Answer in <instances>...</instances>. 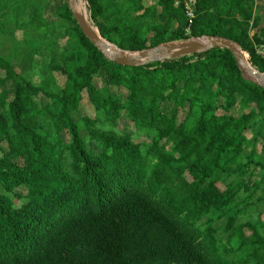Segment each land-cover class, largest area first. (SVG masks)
I'll use <instances>...</instances> for the list:
<instances>
[{
	"label": "trees",
	"instance_id": "trees-1",
	"mask_svg": "<svg viewBox=\"0 0 264 264\" xmlns=\"http://www.w3.org/2000/svg\"><path fill=\"white\" fill-rule=\"evenodd\" d=\"M86 1L120 50L217 36L264 73L246 0ZM0 70V264H264V86L229 50L118 65L67 0H0Z\"/></svg>",
	"mask_w": 264,
	"mask_h": 264
},
{
	"label": "water",
	"instance_id": "water-1",
	"mask_svg": "<svg viewBox=\"0 0 264 264\" xmlns=\"http://www.w3.org/2000/svg\"><path fill=\"white\" fill-rule=\"evenodd\" d=\"M68 7L76 20L83 35L110 61L123 66H143L154 62H164L181 56L193 55L197 52H205L213 48H222L229 50L235 57L238 66L247 77L255 83L264 86V73L253 68L246 53L239 45L231 40L220 38L217 36H209L206 38H198L186 41H175L170 43H162L153 48L145 49L137 52L120 50L112 55L108 54L109 47L105 39L96 33L94 28L89 24L86 17L76 10L75 0H67ZM103 39V41L101 40ZM105 41V42H104ZM109 43V42H108ZM110 44V43H109ZM245 53V55H244Z\"/></svg>",
	"mask_w": 264,
	"mask_h": 264
},
{
	"label": "rangeland",
	"instance_id": "rangeland-1",
	"mask_svg": "<svg viewBox=\"0 0 264 264\" xmlns=\"http://www.w3.org/2000/svg\"><path fill=\"white\" fill-rule=\"evenodd\" d=\"M146 4H148V5H151V1L150 0H147L146 2H145ZM75 7H76V9L79 11V12H81V14H83L87 19H88V21H89V23H90V25L98 32V29L94 26V24H93V22H92V20H91V18H90V11H89V6H88V3H87V1L86 0H75ZM151 18V17H150ZM154 19L155 20H158V18L156 17V16H154ZM192 39H194V38H190V39H187V40H192ZM103 40V39H102ZM60 41V43L62 42V39L61 40H59ZM180 41H186V40H180ZM105 42V41H104ZM177 42V41H176ZM109 46H111L113 49H115L116 51H118L117 50V48H116V46L114 45V44H112V43H108V42H106ZM170 43V42H169ZM172 43V42H171ZM119 52V51H118ZM244 55H245V53H244ZM245 57H247L248 59H249V55L246 53V56ZM253 68H255V67H253ZM244 73V72H243ZM244 75H245V73H244ZM55 77L57 78V81H58V83L60 84V85H62L63 84V82H64V76L62 75V74H60V73H58V72H55ZM245 77L246 78H249V77H247L246 75H245ZM35 79H33V81H38L39 80V77L38 76H36V77H34ZM41 78V77H40ZM250 79V78H249ZM95 80L97 81V84L98 85H101L102 83H103V81H104V79L101 77V78H98V77H96L95 78ZM252 80V79H251ZM8 81V82H7ZM253 81V80H252ZM9 85H10V81L5 77V74H4V71H2V70H0V91L3 89V88H8L9 87ZM8 91V93H6V97H8V98H10L11 96H12V90H11V87L7 90ZM81 112L84 114V115H87V116H89V117H94V113H93V107L89 104V102H88V99H87V97H86V95L84 94L83 95V100L81 101ZM218 112L219 113H222V111L221 110H218ZM233 113L235 114V115H237V112H235V111H233ZM183 116H184V112H183V110H181L180 111V114H179V116H178V121H181L182 120V118H183ZM118 127H119V129H121V128H124V127H127V128H129V129H133L134 128V126H133V124L132 123H130L125 117H121L120 119H119V124H118ZM67 136V135H66ZM65 136V137H66ZM135 140V142H145V143H149V140L148 139H145L144 137H137V138H135L134 139ZM3 146H5V144H3ZM19 191L20 192H22L23 194L26 192L25 191V189H23V188H20L19 189ZM15 202V205L17 206V205H19L20 203H21V201H18L17 199L14 201ZM255 214V213H254ZM262 218H264V213L262 214ZM249 228H246V232L247 233H249Z\"/></svg>",
	"mask_w": 264,
	"mask_h": 264
},
{
	"label": "built area",
	"instance_id": "built-area-1",
	"mask_svg": "<svg viewBox=\"0 0 264 264\" xmlns=\"http://www.w3.org/2000/svg\"><path fill=\"white\" fill-rule=\"evenodd\" d=\"M179 3L183 4L185 15L188 19V22L191 23L192 19L194 18V10L196 5V0H177L175 1V5ZM257 55L264 60V45L258 46L256 48Z\"/></svg>",
	"mask_w": 264,
	"mask_h": 264
},
{
	"label": "crops",
	"instance_id": "crops-1",
	"mask_svg": "<svg viewBox=\"0 0 264 264\" xmlns=\"http://www.w3.org/2000/svg\"><path fill=\"white\" fill-rule=\"evenodd\" d=\"M143 2L145 3L146 0H144ZM246 2H248L250 4V6L253 7L254 11L259 10L262 13V11L264 10V4L261 3L259 0H246ZM144 5H146V3ZM262 20L264 22V19H262ZM254 32H256V29H254Z\"/></svg>",
	"mask_w": 264,
	"mask_h": 264
},
{
	"label": "bare ground",
	"instance_id": "bare-ground-1",
	"mask_svg": "<svg viewBox=\"0 0 264 264\" xmlns=\"http://www.w3.org/2000/svg\"><path fill=\"white\" fill-rule=\"evenodd\" d=\"M77 10V9H76ZM78 11V10H77ZM81 13V12H80ZM87 19V18H86ZM88 20V19H87ZM89 22V21H88ZM90 24V23H89ZM95 30V29H94ZM96 31V30H95ZM96 33H97V31H96ZM99 35V34H98ZM102 40V39H101ZM103 41V40H102ZM107 44V43H106ZM107 46L109 47V50H108V54L109 55H112L113 54V52L115 51V52H117L115 49H113L111 46H109L108 44H107Z\"/></svg>",
	"mask_w": 264,
	"mask_h": 264
},
{
	"label": "clouds",
	"instance_id": "clouds-1",
	"mask_svg": "<svg viewBox=\"0 0 264 264\" xmlns=\"http://www.w3.org/2000/svg\"><path fill=\"white\" fill-rule=\"evenodd\" d=\"M203 38H206V37H203ZM194 39H198V38H194ZM246 53V52H245ZM254 67V66H253Z\"/></svg>",
	"mask_w": 264,
	"mask_h": 264
}]
</instances>
